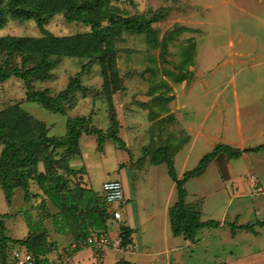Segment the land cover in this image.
Listing matches in <instances>:
<instances>
[{
    "label": "rangeland",
    "instance_id": "rangeland-1",
    "mask_svg": "<svg viewBox=\"0 0 264 264\" xmlns=\"http://www.w3.org/2000/svg\"><path fill=\"white\" fill-rule=\"evenodd\" d=\"M6 1L0 0V11L4 15L3 23L0 22V37H40L46 35L44 29L53 35H73L91 30L90 25L81 21H69L65 11L51 15L43 26L39 25L35 17L15 18L7 8ZM108 3V9L114 15L158 18L152 22L150 30L142 33H134L124 27L114 30L110 38L119 81L112 98L105 96L99 61L94 58L55 57L43 74L31 75L30 82L33 90L49 89L51 95H56L64 91L70 80L77 76L84 89L69 97L64 104V113H54L38 103L27 101L25 81L17 77L0 83V111L19 104L35 118L45 122L50 135L62 138L67 134L68 122L79 116L90 117V125L104 132L115 130L125 141L124 144L109 139L99 149L94 135L85 136L89 137V141L83 142V156L87 153L88 158L89 155L91 157L89 184L97 189L101 188L100 181L103 178L118 174L115 170L123 167L122 160L126 153L131 160L137 161L138 166L144 165L141 171H146L145 166L154 164L157 150L164 148L166 154L161 158L166 163L152 172L155 177L152 183L169 191L175 182L168 173L167 162L174 161L175 154L188 142L187 132L180 119L179 100L184 99L185 93H189L193 85L196 93L194 97L212 89L214 92L208 95H214L234 78L250 81L262 77L264 0H109ZM42 7L45 15L50 7L48 4ZM102 23L109 24L108 17ZM192 43L195 44L192 50L194 62L190 65L186 62L185 52ZM24 56L15 52L11 64L21 67ZM7 57V51L0 50V67ZM37 62L35 58L28 67ZM186 81L187 86L184 85ZM217 84L222 86L216 87ZM92 138L95 139L94 144ZM3 147L0 142V155ZM211 150L206 145L196 146L190 153L187 168L196 166L198 159ZM54 152L57 161L65 153L61 147ZM182 155L178 157V173L184 163L180 158ZM80 159L81 156L75 157L71 165L77 167ZM135 166L133 164L132 168ZM37 167L38 171L49 173L53 165L43 156ZM65 168L55 164L52 173L56 172V176L62 173L64 178H68L70 187L81 184L79 178L82 176ZM83 172L84 169L80 173ZM135 174L138 171H134ZM124 185L126 197L130 189L131 197L135 199L136 189L132 183L131 187ZM30 189L33 193H40L39 196L25 201L24 191L15 190L12 203L9 204L0 180V231L4 225L5 235L15 238L27 235L26 211L35 223L42 224V218L48 216L42 201L45 198L44 192L35 182H31ZM173 198L177 199L176 187ZM8 246L11 250L12 245ZM198 247L195 250L192 248L193 255L184 250L185 255L180 261L173 259L171 264H210L209 260L198 254L204 252V247ZM214 257L219 261L220 255ZM106 262H110V258Z\"/></svg>",
    "mask_w": 264,
    "mask_h": 264
},
{
    "label": "crops",
    "instance_id": "crops-1",
    "mask_svg": "<svg viewBox=\"0 0 264 264\" xmlns=\"http://www.w3.org/2000/svg\"><path fill=\"white\" fill-rule=\"evenodd\" d=\"M184 85L187 86L188 81ZM211 91L214 92L213 89L207 92ZM208 93L194 97L193 85L184 99L179 100L180 119L189 140L174 156L176 169L178 157L188 150L180 157L184 163L182 170L176 171L178 178L196 167L205 155L198 159L196 166L187 168L190 153L198 145H206L213 150L216 145L225 144L244 150L264 144V71L259 80L234 78L214 95ZM85 136L88 134L81 136L80 153L75 156L82 158L78 166L71 165L75 157L70 160L73 169H84L83 173H78L79 177L82 176L80 185L100 194L104 182L120 179L129 187L132 183L136 189L135 199H132L130 189L127 197L125 192L122 221L116 224L108 220L106 229L110 237H115L122 226L130 229V247L122 251L109 249L103 254L89 245L70 248L73 236L68 230L56 231L53 219L47 218L43 226L49 231V240L54 243L53 249L44 256L48 264H171L173 259L180 261L185 255L184 250L192 254V248L195 250L199 246L197 244L204 247V252L198 254L210 264H264V224H261L264 222V148L244 152L238 158L219 154L201 175L187 181L186 202L198 207L201 221L220 222L219 226H205L198 230L195 240H191L184 234L175 235L172 230L170 209L178 199V193L177 199L173 198L176 182L169 191L152 183V178H155L152 172L166 162L145 166L146 171H141L144 165L138 166L137 161L131 160L126 153L123 167L114 169L118 174L103 178L101 188L97 189L89 184L91 157L89 155L88 158L87 153L83 156V144L89 141ZM92 141L94 144L95 139ZM133 164H136L134 168ZM134 171L138 174L134 175ZM19 189L24 191L21 187L15 188ZM46 203L53 214L59 212L50 200L47 199ZM249 223L254 224L253 229H234ZM27 230L23 238L29 234L28 223ZM216 255H220L219 261L215 259ZM107 258L110 262H106Z\"/></svg>",
    "mask_w": 264,
    "mask_h": 264
},
{
    "label": "trees",
    "instance_id": "trees-1",
    "mask_svg": "<svg viewBox=\"0 0 264 264\" xmlns=\"http://www.w3.org/2000/svg\"><path fill=\"white\" fill-rule=\"evenodd\" d=\"M108 2L109 0H82L79 4L80 0H7L6 6L13 12L15 18L35 17L39 25L43 26L51 15L65 11L69 21H81L90 25L91 30L73 35H53L44 29L46 35L40 37H0V50L5 49L8 53L7 59L0 67V83L12 77L21 78L26 84L27 101L38 103L54 113H64V104L68 102L69 97L78 90L84 89L80 79L77 76L73 77L64 91L51 95L49 89L33 90L30 82L31 75L43 74L51 66V60L55 57L94 58L102 66L105 96L111 99L119 81L115 53L111 47L110 38L113 37L114 30L124 27L131 32L142 33L150 30L152 22L158 18L114 15L108 9ZM44 4H48L50 7L45 15L41 10ZM27 5L28 7H26ZM106 17H108L109 24L104 25L102 22ZM3 21L4 15L0 11L1 24ZM194 48L195 44L192 43L185 52L186 62L190 65L194 62L192 53ZM15 52L25 55L21 67L11 64V57ZM35 58L38 59V62L28 67ZM84 133L96 136L99 149H102L109 139L115 143H125L115 130L110 129L104 132L101 128L90 125V117L87 116H79L70 120L67 125V134L62 138L50 135L45 122L35 118L19 104L0 111V142L4 145L0 155V180L7 202L12 203L14 190L17 187L23 188L25 201H29L31 197H38L40 193H33L30 189L31 182H35L45 195L42 201L48 216L43 217L42 220L52 218L56 231L68 230L73 236L74 242L79 244L87 239L91 231L107 232L110 215L98 192L80 184L70 187L67 183L68 178H64L62 173L56 176V172L52 173V171L55 164L66 167L65 169L71 173L82 171V169H73L70 166V160L80 153V138ZM188 140L189 136L186 142ZM51 147L52 150L49 151ZM60 147L64 148L65 153L62 159L57 161L54 151ZM263 148L264 144L244 150L218 144L201 158L196 167L186 171L182 178L177 176L174 161L167 162L169 173L176 182L178 193V199L170 209L173 233L175 235L184 234L187 238L195 240L198 230L205 226L220 225V222L217 221L202 222L198 207L186 202V183L190 178L201 175L208 164L219 154L225 153L230 157L238 158L244 152L260 151ZM165 154L166 149L159 148L155 153L153 163L166 162L161 158ZM43 156L53 165L49 173L37 169ZM66 185L68 186L66 187ZM47 199L59 209V212L55 214L50 212L46 207ZM25 218L30 229L26 238L17 239L5 235L4 225L1 227L0 258L4 260V264H11L7 259L10 250L8 244L12 245L11 248L23 245L38 257L36 264H48V260L44 256L54 247V243L49 240V231L43 226V223L33 222L28 211L25 212ZM236 228L253 229L254 224L234 227V229ZM121 234L123 245L130 244V229L122 226Z\"/></svg>",
    "mask_w": 264,
    "mask_h": 264
},
{
    "label": "built area",
    "instance_id": "built-area-1",
    "mask_svg": "<svg viewBox=\"0 0 264 264\" xmlns=\"http://www.w3.org/2000/svg\"><path fill=\"white\" fill-rule=\"evenodd\" d=\"M99 196L101 197L103 205L106 207V211L110 215L109 220H112L116 224L120 223L123 218V205L126 201L122 180L116 179L104 182ZM83 245L92 246L101 254L109 249L122 251L130 247V244L123 245L121 229L115 237H110L107 232L98 233L91 231L84 242L81 244L73 242L70 248H77ZM7 259L11 264H36L38 261V257L23 245L13 246L8 252ZM0 264H4V260L1 258Z\"/></svg>",
    "mask_w": 264,
    "mask_h": 264
},
{
    "label": "bare ground",
    "instance_id": "bare-ground-1",
    "mask_svg": "<svg viewBox=\"0 0 264 264\" xmlns=\"http://www.w3.org/2000/svg\"><path fill=\"white\" fill-rule=\"evenodd\" d=\"M82 247V246H81Z\"/></svg>",
    "mask_w": 264,
    "mask_h": 264
}]
</instances>
